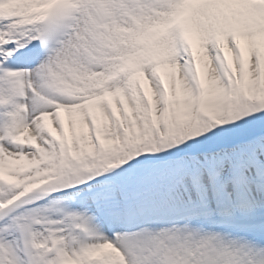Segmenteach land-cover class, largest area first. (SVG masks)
Masks as SVG:
<instances>
[{"label":"snow or ice","instance_id":"snow-or-ice-1","mask_svg":"<svg viewBox=\"0 0 264 264\" xmlns=\"http://www.w3.org/2000/svg\"><path fill=\"white\" fill-rule=\"evenodd\" d=\"M0 264H264V0H0Z\"/></svg>","mask_w":264,"mask_h":264}]
</instances>
